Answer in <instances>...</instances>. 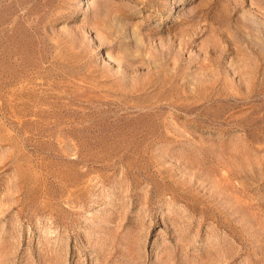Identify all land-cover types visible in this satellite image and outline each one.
I'll use <instances>...</instances> for the list:
<instances>
[{
	"label": "rangeland",
	"instance_id": "374dc122",
	"mask_svg": "<svg viewBox=\"0 0 264 264\" xmlns=\"http://www.w3.org/2000/svg\"><path fill=\"white\" fill-rule=\"evenodd\" d=\"M0 264H264V0H0Z\"/></svg>",
	"mask_w": 264,
	"mask_h": 264
}]
</instances>
